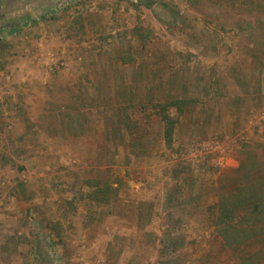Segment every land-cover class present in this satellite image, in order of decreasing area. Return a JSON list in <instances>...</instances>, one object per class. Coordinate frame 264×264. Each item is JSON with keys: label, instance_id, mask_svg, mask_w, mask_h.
Instances as JSON below:
<instances>
[{"label": "rangeland", "instance_id": "rangeland-1", "mask_svg": "<svg viewBox=\"0 0 264 264\" xmlns=\"http://www.w3.org/2000/svg\"><path fill=\"white\" fill-rule=\"evenodd\" d=\"M263 92L264 0H0V264H264Z\"/></svg>", "mask_w": 264, "mask_h": 264}, {"label": "trees", "instance_id": "trees-1", "mask_svg": "<svg viewBox=\"0 0 264 264\" xmlns=\"http://www.w3.org/2000/svg\"><path fill=\"white\" fill-rule=\"evenodd\" d=\"M163 119L168 120L167 116H163ZM171 128L166 129L167 141L171 138ZM248 178L245 185L238 186L231 194L223 195L217 206V232L230 247L233 241L245 242L257 235V230L264 228V181L254 180L252 175ZM250 232L252 234L249 236Z\"/></svg>", "mask_w": 264, "mask_h": 264}, {"label": "crops", "instance_id": "crops-1", "mask_svg": "<svg viewBox=\"0 0 264 264\" xmlns=\"http://www.w3.org/2000/svg\"><path fill=\"white\" fill-rule=\"evenodd\" d=\"M263 94H264V92H263ZM259 107H260V105H259ZM154 217L157 218L156 214H154ZM159 228L161 229V227H159Z\"/></svg>", "mask_w": 264, "mask_h": 264}]
</instances>
